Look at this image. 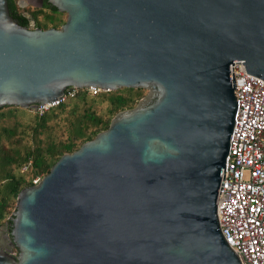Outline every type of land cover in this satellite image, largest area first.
<instances>
[{"label":"water","instance_id":"1","mask_svg":"<svg viewBox=\"0 0 264 264\" xmlns=\"http://www.w3.org/2000/svg\"><path fill=\"white\" fill-rule=\"evenodd\" d=\"M0 0V109L67 88L143 89L133 108L20 190L0 264H239L215 215L235 111L231 66L264 83V0Z\"/></svg>","mask_w":264,"mask_h":264},{"label":"built area","instance_id":"2","mask_svg":"<svg viewBox=\"0 0 264 264\" xmlns=\"http://www.w3.org/2000/svg\"><path fill=\"white\" fill-rule=\"evenodd\" d=\"M231 74L235 111L215 215L220 234L239 264H264V83L245 75L241 65L233 64ZM78 90L88 97L108 92L67 88L55 102L30 111L41 115L74 98Z\"/></svg>","mask_w":264,"mask_h":264},{"label":"trees","instance_id":"3","mask_svg":"<svg viewBox=\"0 0 264 264\" xmlns=\"http://www.w3.org/2000/svg\"><path fill=\"white\" fill-rule=\"evenodd\" d=\"M141 91L121 88L88 97L78 90L74 98L41 115L19 107L1 108L0 226L20 190L44 176L61 155L106 129L116 113L132 108Z\"/></svg>","mask_w":264,"mask_h":264},{"label":"flooded vegetation","instance_id":"4","mask_svg":"<svg viewBox=\"0 0 264 264\" xmlns=\"http://www.w3.org/2000/svg\"><path fill=\"white\" fill-rule=\"evenodd\" d=\"M11 1V0H10ZM12 8L14 13L25 21L24 28L27 30L40 29L45 30L48 28L59 29V26L51 25L47 20L48 16L55 14L57 11H51L46 8H34L30 5H27L24 1L21 0H12ZM31 9V10H28Z\"/></svg>","mask_w":264,"mask_h":264},{"label":"rangeland","instance_id":"5","mask_svg":"<svg viewBox=\"0 0 264 264\" xmlns=\"http://www.w3.org/2000/svg\"><path fill=\"white\" fill-rule=\"evenodd\" d=\"M28 10H31V9H28ZM66 19V15L64 13H59V12H56L55 14H52L50 16H48L47 20L49 21V23H51V25H56V26H59V25H62L64 23ZM137 90H142L140 93H141V97L142 98L145 94H146V91L143 90V89H137ZM140 98L138 100H140ZM138 100L134 103L133 107L136 105V103L138 102ZM132 107V108H133ZM29 110V109H28ZM126 110V109H125ZM30 111V110H29ZM115 116V115H114ZM113 118V117H112ZM111 118V119H112ZM23 168V167H22ZM22 168L20 169L21 171L20 172H23L25 170H22ZM14 206H15V202L13 204H11V207L7 209V214H6V219H8L10 213L12 210H14ZM13 208V209H12ZM4 224V223H3Z\"/></svg>","mask_w":264,"mask_h":264}]
</instances>
